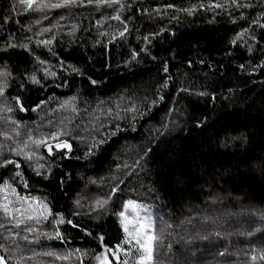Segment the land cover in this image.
<instances>
[{
  "label": "trees",
  "instance_id": "1",
  "mask_svg": "<svg viewBox=\"0 0 264 264\" xmlns=\"http://www.w3.org/2000/svg\"><path fill=\"white\" fill-rule=\"evenodd\" d=\"M62 2L0 0V257L136 264L134 200L153 264H264V0Z\"/></svg>",
  "mask_w": 264,
  "mask_h": 264
},
{
  "label": "snow or ice",
  "instance_id": "2",
  "mask_svg": "<svg viewBox=\"0 0 264 264\" xmlns=\"http://www.w3.org/2000/svg\"><path fill=\"white\" fill-rule=\"evenodd\" d=\"M102 2L106 3L107 6H109V7H111L112 4H119V0H102ZM21 3H25V4H27L28 8H31L33 3H34V0H21ZM74 3H75V0H63L62 3L44 5V7L60 8V7L69 6L70 4H74ZM89 3H91V0H89ZM233 5L236 8L253 7L250 4L241 5L237 2V0H231V5H228V4L222 5V4L217 3L215 5L210 4L207 7L209 10H211L213 8L223 10L225 7H230ZM120 6L123 7V5H120ZM38 7H40V6H38ZM169 7H171V5H169ZM201 7H204V5H201ZM194 10H195L194 8L184 9V11L188 12V14H190V15L194 12ZM114 19L119 20V16L118 15L115 16ZM239 19L243 20V19H247V18L242 14L239 17ZM232 22L235 23V21H232ZM253 22H255V21H253ZM261 27H264V25H261ZM45 31H47V29H45ZM125 31H127L126 27H125ZM247 31H248L247 29H244L242 33H238L237 39H239ZM120 35L123 36L124 33L121 32ZM145 39H147V37ZM253 39H255V37H253ZM41 43L50 44L51 41H37V45H39ZM232 43L235 44L236 40H233ZM8 47L16 48L18 46L15 44H9ZM19 47L27 48V45H20ZM248 50L252 51L251 47H249ZM5 51H6V49H5ZM73 70L76 71V69H73ZM164 70L167 71V68H165ZM6 75H8L7 72H0V76H6ZM45 75L46 76L47 75L54 76L55 73L49 72L47 69H45ZM31 82L34 84L39 83V81L36 79V77L34 75L31 77ZM92 83H95V81H92ZM3 91H4V88L0 87V94H2ZM23 110H24L23 106H21V111H23ZM53 139H55V137H53ZM33 143L38 144V145L39 144H45V146L48 148L49 152L52 151L53 147H55L56 149H68V150L71 149V145L69 143H67L66 141L62 142V143H56L54 146L50 145V144H46L44 140L33 141ZM99 143H103V141L97 142V145H94V147L98 146ZM16 154L17 155H24L26 160L31 159V157L27 153H25L23 151V149L17 150ZM8 165H14L17 169L20 168L19 163H17L14 160H8V159H5L4 164L0 165V167L6 168ZM16 175L20 176V175H22V173L17 171ZM25 186H27V185L25 184ZM5 187H8V185H5ZM12 191L14 192V190H12ZM113 191H115V189H113ZM97 203L99 206L102 207L103 203H106V201H104V202L98 201ZM124 208L125 209H132V211L136 213V217H135L134 221L130 220L128 218V216L125 215V212L121 211L119 213V216L122 218L121 224H122L123 230L126 234V242L129 245H132V243L134 241L136 252L139 253V259L136 261V264H153L154 242L156 240V237L152 232L153 222H152L151 216L147 214V212H148L147 208L144 205L137 204V202L134 200H128L127 202H125ZM141 209L145 212V216L143 218H141L139 215V212ZM3 210L6 214L9 213L10 209H9L7 204L3 205ZM64 222L65 221L62 218L58 221V223H64ZM67 223L69 225H72L71 220L67 221ZM130 224L133 225V232H129V225ZM72 226L77 227V225H72ZM57 238H61L59 233H57ZM99 239L101 241H103V237H99ZM121 250H122L121 245L120 244L116 245L115 251H112V256L116 259V261L120 262V264H128L127 260H123V261L120 260V256L118 255V253ZM108 251H111V250H109V249L105 250L106 253ZM125 255H128L127 251H125ZM97 259L100 260L101 264H112V262L108 259L106 254L103 255L102 257L98 256ZM253 259H255V257H253ZM0 264H6L3 257H0Z\"/></svg>",
  "mask_w": 264,
  "mask_h": 264
},
{
  "label": "rangeland",
  "instance_id": "3",
  "mask_svg": "<svg viewBox=\"0 0 264 264\" xmlns=\"http://www.w3.org/2000/svg\"><path fill=\"white\" fill-rule=\"evenodd\" d=\"M51 145V144H50ZM50 155H51V152H50ZM141 205V204H140ZM140 213V212H139ZM136 214V213H135ZM122 248V250L121 251H119V253H118V255L120 256V260L121 261H123V260H127L128 261V264H133V263H131V262H129V254L128 255H125V251H127V250H125L123 247H121ZM106 253L104 252H102V254L101 255H99V256H103V255H105ZM107 255V254H106ZM114 258V257H113ZM109 259V258H108ZM115 259V258H114ZM115 261H116V259H115ZM117 262V264H120V262H118V261H116ZM93 264H101V262H100V260H98L97 258H95V260H94V262H93Z\"/></svg>",
  "mask_w": 264,
  "mask_h": 264
},
{
  "label": "water",
  "instance_id": "4",
  "mask_svg": "<svg viewBox=\"0 0 264 264\" xmlns=\"http://www.w3.org/2000/svg\"><path fill=\"white\" fill-rule=\"evenodd\" d=\"M45 149H46V151H47L48 155H50V152L48 151V148H47V147H45Z\"/></svg>",
  "mask_w": 264,
  "mask_h": 264
}]
</instances>
